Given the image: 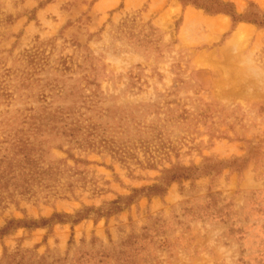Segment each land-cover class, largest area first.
I'll return each instance as SVG.
<instances>
[{
	"label": "rangeland",
	"instance_id": "374dc122",
	"mask_svg": "<svg viewBox=\"0 0 264 264\" xmlns=\"http://www.w3.org/2000/svg\"><path fill=\"white\" fill-rule=\"evenodd\" d=\"M220 1L264 21V0ZM2 170L25 190L0 204V228L21 220L0 264H264V27L0 0Z\"/></svg>",
	"mask_w": 264,
	"mask_h": 264
},
{
	"label": "trees",
	"instance_id": "16d2710c",
	"mask_svg": "<svg viewBox=\"0 0 264 264\" xmlns=\"http://www.w3.org/2000/svg\"><path fill=\"white\" fill-rule=\"evenodd\" d=\"M183 5L186 4H192L196 7L202 8L205 12L207 13H227L230 15L231 19L233 22L237 21H248L255 23L258 26L264 27V21L260 18H256L255 14H244L243 16L237 15L234 10L232 9V5L229 3H223L220 0H179ZM261 16H264L262 14ZM25 160V163H29L28 159L26 158V155L22 156ZM5 170L0 171V204L5 199L10 198L12 200L13 194L9 192V190H15L18 188V193L22 194L25 189L20 187L21 185H11L10 180L14 177L13 175L7 176L4 173ZM46 173V171H44ZM49 179V177H42V180ZM24 182V181H23ZM3 207V206H1ZM48 220L42 219V224L46 223ZM21 222V220H15V219H10L7 220L6 223L0 228V235L7 234L12 228L15 227L17 223ZM24 225H27L25 222H22ZM31 225H35V221H31Z\"/></svg>",
	"mask_w": 264,
	"mask_h": 264
}]
</instances>
